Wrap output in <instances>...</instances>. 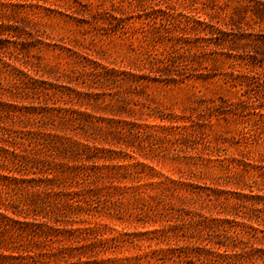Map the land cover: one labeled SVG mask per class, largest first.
Instances as JSON below:
<instances>
[{
    "label": "rangeland",
    "instance_id": "rangeland-1",
    "mask_svg": "<svg viewBox=\"0 0 264 264\" xmlns=\"http://www.w3.org/2000/svg\"><path fill=\"white\" fill-rule=\"evenodd\" d=\"M47 134L93 152L41 149L34 140ZM4 149L29 166L5 160L0 173L34 179L16 219L46 234L12 235L13 247L88 244L74 230L107 242L98 258L172 249L264 264V0H0ZM172 182L191 186L164 190L155 208L133 191ZM57 186L71 194L53 202L60 217L34 214L36 189ZM155 229L166 234H144Z\"/></svg>",
    "mask_w": 264,
    "mask_h": 264
},
{
    "label": "trees",
    "instance_id": "trees-1",
    "mask_svg": "<svg viewBox=\"0 0 264 264\" xmlns=\"http://www.w3.org/2000/svg\"><path fill=\"white\" fill-rule=\"evenodd\" d=\"M164 60L161 59L160 63L164 64ZM173 64L171 61L167 60L166 66ZM159 71H154V74ZM159 76V74H158ZM139 80L146 81L150 79L146 78H137L135 79V82H139ZM156 80V79H154ZM84 114H82V117ZM88 126V125H87ZM93 125H89V128H92ZM61 139V138H60ZM34 142H36L37 146H40L41 149H47L50 151H55L60 154L68 155L72 158H82L85 154L89 152H93V148L89 147L87 144L79 143V142H73L70 147H67L69 145H61L62 140H58L56 135H49L47 136H39L37 137ZM95 149V148H94ZM0 162L1 165H4V161L7 160L9 164H11L14 167H27L29 164L27 163L26 158H23V155H18L14 151H10V156H7L8 151L7 150H0ZM36 166L40 165L41 167H44L42 162L37 161L35 163ZM8 167V166H7ZM74 174H77L76 172H80L81 175L85 176V179H89L90 177V169L87 167H81L77 166L74 168ZM110 169L118 170L123 169V173L129 174L128 169L125 167L116 166L113 164V166ZM81 170L83 172H81ZM20 172V171H17ZM43 173L45 172H52L51 168H46L42 170ZM88 177V178H87ZM34 179L27 180L25 178H17L12 175L8 174H1L0 173V197L2 198V203H0V247L3 249L10 250L8 254H0V264H50L51 260H62L64 263H69L71 258L76 257L77 264H197L196 262H203L204 264H233L231 262H221L219 258L217 257H209L205 258V261H203L200 256L201 253L199 251H196L195 253H190L189 251L181 254L175 253L174 250L169 249L166 250L163 254V256H158L155 254V252L152 253V255L149 254H137L133 257H125V258H98L97 254L99 251H101L103 245L105 247L106 243H100L96 244L95 242L91 241V238L89 237L90 234H85L88 231H77V233L74 230H69L68 235H70L71 239H75L74 242H84L88 244H84L88 252L79 251L78 253H75L73 250H79L83 248L84 246L77 247H57L55 251L45 249L44 251L40 250L38 253H35V251L32 248H23L18 249L17 247H13L11 244L12 240L11 236H18L22 237L23 235L28 237H41L44 234V232L40 231L39 229H36L32 226H22L19 225V221L16 219V217H20L23 212L30 211V207L28 208H22V206L25 205V202L20 201L18 199V195L20 192H23L25 190L31 191L30 189L26 188L24 186L25 181H31ZM175 185V187L173 186ZM39 186V185H38ZM178 186V187H177ZM183 186V187H182ZM191 185L184 184L182 182H172V185L161 183V184H154V183H148L144 186H135L133 188V191L136 192V196L140 200H144L145 198L149 200V203L145 204L146 207L149 208H155V205L150 202L151 200L155 202L157 201V198L160 196L161 192L168 191L172 193V191L175 190H182L184 188H189ZM31 188V187H30ZM34 189L35 187L32 186ZM40 188V187H39ZM68 188H65L62 190L57 186L56 188L52 187H42L41 191L40 189H36L34 196L31 199V203L33 207L31 208L32 212H35L34 214H54V219H57L60 217V214L57 215L53 208V202L58 199V201L63 200V197H68L70 192H67ZM128 189V188H127ZM156 189H159V191H156ZM163 190V191H161ZM39 192V195L37 193ZM68 203V201L66 202ZM20 204V205H19ZM29 206V205H28ZM51 210V211H50ZM11 214V216L9 215ZM145 235H165L166 231L155 229L154 231L147 232ZM57 236V235H54ZM46 236H44L45 238ZM116 240V239H115ZM143 240V239H142ZM152 240V239H149ZM111 241H114L111 239ZM10 242V244H9ZM100 246V249L98 247ZM16 250V252L14 251ZM14 252L17 255H14ZM233 257H236L235 254L232 255ZM85 258V260H83ZM184 258L185 261L182 259ZM231 258V257H229ZM167 261V263H165ZM253 259H247L245 261L246 264H254Z\"/></svg>",
    "mask_w": 264,
    "mask_h": 264
}]
</instances>
